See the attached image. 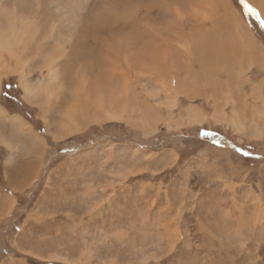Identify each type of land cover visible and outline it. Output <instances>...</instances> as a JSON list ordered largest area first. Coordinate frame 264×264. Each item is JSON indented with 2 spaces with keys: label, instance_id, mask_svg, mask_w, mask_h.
<instances>
[{
  "label": "rangeland",
  "instance_id": "obj_1",
  "mask_svg": "<svg viewBox=\"0 0 264 264\" xmlns=\"http://www.w3.org/2000/svg\"><path fill=\"white\" fill-rule=\"evenodd\" d=\"M263 10L0 0V106L30 128L0 114V264H264V115L234 120L264 112ZM51 56L59 99L25 97ZM9 162L32 163L26 183Z\"/></svg>",
  "mask_w": 264,
  "mask_h": 264
},
{
  "label": "bare ground",
  "instance_id": "obj_2",
  "mask_svg": "<svg viewBox=\"0 0 264 264\" xmlns=\"http://www.w3.org/2000/svg\"><path fill=\"white\" fill-rule=\"evenodd\" d=\"M262 11V10H261ZM264 11V10H263ZM12 33V32H11ZM13 34H15L14 32L11 34V36H13ZM11 36L10 35H7V36H4L3 34H1L0 33V51H3V50H7V51H9L10 50V48H12V45H11ZM13 40V39H12ZM18 39L16 38V41H17ZM185 43V42H184ZM13 44V43H12ZM184 45V44H183ZM186 45V44H185ZM191 48V47H190ZM186 49V48H185ZM12 53H14L13 52V50L11 51ZM190 55V54H189ZM52 57L53 56H51L50 58H48V60H46V62H45V64L43 65L46 69H47V77H46V75H45V77L46 78H48V80H46V81H44V82H42V85H41V83H39V84H37V85H33L31 82H29V81H26L24 78H20V83H21V87H22V89H23V91H24V96L25 97H27V98H30V99H34L35 97H36V95H38V93L40 94H42L47 100H49V99H51L52 97H54V98H57V96H58V94H59V91L62 89L61 87H62V85H60L59 83V81L57 82V79H58V63H57V61H55L54 62V60L52 59ZM189 67V66H188ZM190 69V68H189ZM70 70V69H69ZM82 71V70H81ZM195 74V73H194ZM22 75V74H21ZM58 75V76H57ZM196 75V74H195ZM61 76V75H60ZM61 77H63V75L61 76ZM82 78H84L83 76H81ZM74 79V78H73ZM63 80L64 79H62V82H63ZM43 81V80H42ZM177 81H180V79L179 80H177ZM239 82L241 83V80H239ZM240 83H239V85H240ZM73 84V83H72ZM71 84V85H72ZM84 84H86V83H84ZM76 85V84H75ZM79 85V84H78ZM87 85V84H86ZM74 86V85H73ZM82 86V85H81ZM89 86V85H88ZM57 87V88H56ZM78 86H76V91H75V94H76V92L78 91V88H77ZM220 87V86H219ZM80 88V87H79ZM127 88V87H126ZM66 89V88H65ZM75 89V88H74ZM81 89V88H80ZM179 89H180V87H179ZM166 90V89H165ZM79 91H81V90H79ZM79 91H78V93H79ZM94 91V90H93ZM101 92V91H100ZM99 92V93H100ZM116 92V91H115ZM70 93V92H69ZM72 93V92H71ZM73 93H74V91H73ZM72 93V94H73ZM77 93V94H78ZM86 93H87V91H86ZM98 93V94H99ZM124 93H125V91H124ZM176 93H178V90H176ZM223 93V92H222ZM229 93V95H230V92H228ZM71 94V95H72ZM89 94H90V92H89ZM120 94V93H119ZM259 94V93H258ZM63 95V94H62ZM70 95V94H69ZM87 95V94H86ZM75 96H77V95H75ZM78 97V96H77ZM230 97V96H229ZM79 98V97H78ZM89 99L90 98H92V97H88ZM123 98V97H122ZM57 99H59V98H57ZM76 99V98H75ZM84 99V98H83ZM116 100V97H113L112 99H111V103H113V100ZM121 99V98H120ZM228 99V98H227ZM85 100V99H84ZM92 100V99H91ZM139 100V99H138ZM175 100V99H174ZM34 100H32L31 102H33ZM58 101V100H57ZM97 102H99V100H96ZM100 101H102V100H100ZM103 101H105V100H103ZM125 101V100H124ZM75 102H77V101H75ZM93 102V101H92ZM110 102V101H109ZM123 102V101H122ZM138 102V101H137ZM72 103V102H71ZM79 103V102H78ZM77 103V104H78ZM83 103H85V104H82V105H84L83 106V108L85 109V112H87V110H88V108H89V103H88V101H87V103L86 102H83ZM102 103V102H101ZM101 103L99 102V105L96 103V102H94V104H95V106H96V109H101ZM106 103V102H105ZM117 103V102H116ZM76 104V105H77ZM97 104V105H96ZM102 104H104V103H102ZM109 104V103H108ZM118 104V103H117ZM116 104V105H117ZM123 104V103H122ZM127 104V103H126ZM170 104V103H169ZM174 104V103H173ZM73 106V107H72ZM91 106V105H90ZM216 106V105H215ZM75 106L72 104L71 105V108H74ZM112 107V106H111ZM260 106H258L257 107V105H253V106H251V108L250 107H248V108H244L242 111V114H241V117L240 116H237L236 117V119H234L236 122H239V123H242L243 125H244V123L242 122V120L243 121H245L246 120V118H248V112H249V109H251L250 111H251V114H252V128H254V129H256V130H261V125H259L258 124V122L259 121H261V120H259V117H261L262 118V116L264 115V114H262L261 115V113H264V112H262V111H259L257 108H259ZM71 108H70V111H72V110H74V109H72L71 110ZM94 108V107H93ZM118 108H119V106H118ZM147 108V107H146ZM149 108V107H148ZM154 108V107H153ZM152 108V109H153ZM77 109H78V106H77ZM122 109H123V107H122ZM219 109V108H218ZM222 109V108H221ZM80 110V109H79ZM82 110V109H81ZM93 110V109H92ZM106 110H107V108H106ZM108 110H109V108H108ZM111 110V109H110ZM114 110V109H113ZM119 110V109H118ZM118 110H114V111H111V113H113V112H115V113H113V115L112 116H116L117 115V111ZM124 110H125V108H124ZM223 110V109H222ZM84 111V110H83ZM89 111V110H88ZM151 111V110H150ZM193 111V110H192ZM74 112V111H73ZM110 112V111H109ZM122 112V111H121ZM79 113H82L81 111H79ZM189 113V112H188ZM0 114L2 115V116H6V117H10V118H12V119H15V120H18L19 121V125L23 128V129H25V130H28V129H30L29 127L27 128V126L26 125H28V122L26 121V120H24V118H22V116H20V115H11V114H8L7 112H6V110L3 108V106H0ZM84 114V113H83ZM107 114H110V113H107ZM119 114H120V112H119ZM190 114V113H189ZM200 114H202V112L200 113ZM205 114V113H204ZM237 114H239V113H237ZM76 115H77V113H76ZM85 115V114H84ZM83 115V116H84ZM94 115V114H93ZM74 116H75V114H74ZM73 116V114H72V118L74 117ZM78 116V115H77ZM86 118H88L87 116H88V113H86ZM99 116V115H98ZM191 116L192 115H189L188 116V118L190 119L191 118ZM199 116V115H198ZM202 116H204V115H202ZM76 117V116H75ZM80 117V116H79ZM95 117V116H94ZM104 117H106V114H104ZM258 117V118H257ZM78 118V117H77ZM81 118H84V117H82V115H81ZM101 118V117H100ZM102 118H103V116H102ZM157 118V117H156ZM194 118V117H193ZM260 118V119H261ZM80 119V118H79ZM96 119V118H95ZM111 119H114V118H112L111 117ZM94 120V119H93ZM82 121V120H81ZM91 121H92V119H91ZM90 121V122H91ZM83 122V121H82ZM264 122V121H263ZM264 124V123H263ZM31 126V125H30ZM73 126H75V125H73ZM81 126V125H80ZM71 128V127H70ZM73 128V127H72ZM263 131V130H262ZM31 132V131H30ZM33 133V132H32ZM6 144H7V146H11L10 144H9V142L8 141H6Z\"/></svg>",
  "mask_w": 264,
  "mask_h": 264
},
{
  "label": "crops",
  "instance_id": "obj_3",
  "mask_svg": "<svg viewBox=\"0 0 264 264\" xmlns=\"http://www.w3.org/2000/svg\"><path fill=\"white\" fill-rule=\"evenodd\" d=\"M21 140H23L22 142L24 143V146L26 148L28 147V150H29L30 143L28 141L26 142L25 139H21ZM10 159L11 161L13 160L18 161V160H15V159H18V155L12 154V157L10 156ZM31 165L32 163L30 164L28 163L27 165H25L23 163L18 164V162L15 164H10V162L8 164H5V166H7V168L9 169L8 173L14 172V171H15L14 173H18L19 175L18 182L20 183V185L26 183L29 180L28 178L25 177L29 175L25 173V171H29L30 169H33V167H30ZM30 171L32 172V170ZM19 183L15 182L14 184L16 186H19ZM12 202H14V200L11 195V192L0 187V218L8 212V208L11 206Z\"/></svg>",
  "mask_w": 264,
  "mask_h": 264
},
{
  "label": "snow or ice",
  "instance_id": "obj_4",
  "mask_svg": "<svg viewBox=\"0 0 264 264\" xmlns=\"http://www.w3.org/2000/svg\"><path fill=\"white\" fill-rule=\"evenodd\" d=\"M251 11H253V12H254V11H255V9H251ZM9 87H10V85H9ZM246 154H247V153H246Z\"/></svg>",
  "mask_w": 264,
  "mask_h": 264
}]
</instances>
